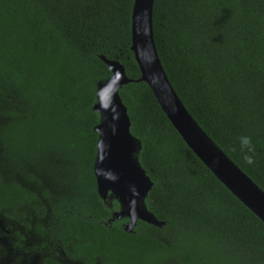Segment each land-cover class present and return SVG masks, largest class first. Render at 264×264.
<instances>
[{"label": "trees", "instance_id": "trees-1", "mask_svg": "<svg viewBox=\"0 0 264 264\" xmlns=\"http://www.w3.org/2000/svg\"><path fill=\"white\" fill-rule=\"evenodd\" d=\"M132 4L0 0V236L12 264H264V224L135 82ZM152 34L189 115L264 192V0H154ZM100 57L133 80L119 96L152 183L143 204L160 227L137 221L127 233L117 201L97 195L92 107L110 77Z\"/></svg>", "mask_w": 264, "mask_h": 264}, {"label": "water", "instance_id": "water-1", "mask_svg": "<svg viewBox=\"0 0 264 264\" xmlns=\"http://www.w3.org/2000/svg\"><path fill=\"white\" fill-rule=\"evenodd\" d=\"M154 0H133L130 16V51L140 77L150 90L160 110L187 148L235 199L264 224V192L261 191L214 144L189 115L161 66L152 34V6ZM110 72L109 79L99 84L92 111L99 116L94 128L97 134L96 160L93 165L96 192L102 201L113 198L119 211L113 217L127 218L124 230L130 233L137 221L155 227L162 226L147 212L143 200L152 187L149 177L139 166L135 154L140 143L130 134V120L122 104L119 90L133 80L124 74L115 61L100 57ZM119 76L118 84L108 97L100 90ZM102 103L108 107L103 108Z\"/></svg>", "mask_w": 264, "mask_h": 264}, {"label": "clouds", "instance_id": "clouds-1", "mask_svg": "<svg viewBox=\"0 0 264 264\" xmlns=\"http://www.w3.org/2000/svg\"><path fill=\"white\" fill-rule=\"evenodd\" d=\"M118 79H119V76L117 74L116 79L110 80L109 83L107 85H105L103 89L100 90L99 94L102 95L103 97H108L111 94V92L114 91L115 86L118 84ZM102 107L107 108L108 104L102 103ZM239 143H240L241 150L247 149V152H245V154L242 157L244 162L247 164H252L253 163V156L248 154V153H251L253 151V149L251 147L250 138L247 136H241L239 138Z\"/></svg>", "mask_w": 264, "mask_h": 264}, {"label": "rangeland", "instance_id": "rangeland-1", "mask_svg": "<svg viewBox=\"0 0 264 264\" xmlns=\"http://www.w3.org/2000/svg\"><path fill=\"white\" fill-rule=\"evenodd\" d=\"M2 229L0 228V232ZM7 237L0 236V264H12L11 249Z\"/></svg>", "mask_w": 264, "mask_h": 264}]
</instances>
